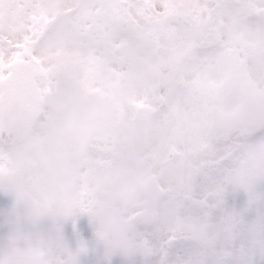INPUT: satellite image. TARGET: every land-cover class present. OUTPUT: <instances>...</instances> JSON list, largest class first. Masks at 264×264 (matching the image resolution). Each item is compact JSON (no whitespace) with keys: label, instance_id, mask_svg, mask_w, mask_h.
Listing matches in <instances>:
<instances>
[{"label":"clouds","instance_id":"obj_1","mask_svg":"<svg viewBox=\"0 0 264 264\" xmlns=\"http://www.w3.org/2000/svg\"><path fill=\"white\" fill-rule=\"evenodd\" d=\"M43 3L36 45L61 64L36 110H0V264H170L163 237L264 243V0H155L148 18ZM19 19L0 0V22ZM90 61L99 88L123 67L114 95L89 91ZM81 216L89 236L73 235Z\"/></svg>","mask_w":264,"mask_h":264},{"label":"snow or ice","instance_id":"obj_2","mask_svg":"<svg viewBox=\"0 0 264 264\" xmlns=\"http://www.w3.org/2000/svg\"><path fill=\"white\" fill-rule=\"evenodd\" d=\"M12 2L20 19L9 26L0 22V110L19 107L34 111L38 108L39 99L50 87L51 75L60 67L61 60L36 45V37L47 22L43 0ZM119 3L144 18L150 17L156 6L155 0H119ZM197 11L206 12L215 26L216 14L211 9L200 8ZM97 68L95 61L89 62L85 73L89 91L114 95L123 67L120 66L111 88L96 86ZM98 147L103 149L104 145Z\"/></svg>","mask_w":264,"mask_h":264},{"label":"trees","instance_id":"obj_3","mask_svg":"<svg viewBox=\"0 0 264 264\" xmlns=\"http://www.w3.org/2000/svg\"><path fill=\"white\" fill-rule=\"evenodd\" d=\"M208 184L209 181L206 177H201L198 180L196 185V193L198 198L202 196L207 190ZM241 199L243 198L241 197L238 201V206H240ZM188 209H192V211L198 210L193 202L189 203ZM246 211H249V214L253 215L255 210L249 209ZM163 245L169 253V260L173 257L174 253H178L177 247L184 245L190 254V258L184 262L185 264H236V261L233 258L234 254L227 253V248L220 250L196 248L183 239H177L171 241L170 243L168 241L167 243L163 242ZM249 253H251V251H249ZM150 264H157V262L156 260H153L150 262ZM170 264H172V262H170ZM259 264H263L262 261H260Z\"/></svg>","mask_w":264,"mask_h":264},{"label":"rangeland","instance_id":"obj_4","mask_svg":"<svg viewBox=\"0 0 264 264\" xmlns=\"http://www.w3.org/2000/svg\"><path fill=\"white\" fill-rule=\"evenodd\" d=\"M243 199L240 206L242 207ZM246 216H251L249 211L245 210ZM160 242H167V238H159ZM178 253H174L170 259L172 264H185L184 262L190 258V254L184 245L177 247ZM227 253L234 254L236 264H259L260 261L264 264V243H253L246 239H238L227 247ZM251 251V253H249ZM231 264V263H225Z\"/></svg>","mask_w":264,"mask_h":264},{"label":"flooded vegetation","instance_id":"obj_5","mask_svg":"<svg viewBox=\"0 0 264 264\" xmlns=\"http://www.w3.org/2000/svg\"><path fill=\"white\" fill-rule=\"evenodd\" d=\"M69 231L72 232L71 226L69 228ZM90 232H91V227L87 216H81L77 223L76 230L73 233V235L89 236ZM113 264H120V262L119 260H113Z\"/></svg>","mask_w":264,"mask_h":264}]
</instances>
